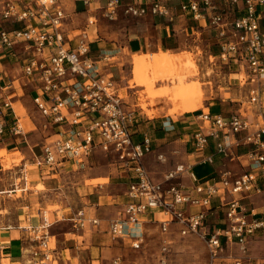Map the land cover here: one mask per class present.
<instances>
[{
    "label": "built area",
    "instance_id": "obj_1",
    "mask_svg": "<svg viewBox=\"0 0 264 264\" xmlns=\"http://www.w3.org/2000/svg\"><path fill=\"white\" fill-rule=\"evenodd\" d=\"M78 1L91 5V0ZM58 2L0 0V51L18 57L23 76L33 86L31 96L44 119L42 127L59 128V136L43 142L41 152L34 155L35 165L56 170L60 163L69 160L84 164L97 148L113 154L121 168L130 172L128 201L121 216L108 225L113 240L130 238L132 248L142 249L146 240L140 221L144 216L158 215L164 236L159 264H168L172 242L167 235L174 223L180 226L183 237L196 235L205 242L209 264H222L225 260L231 264H254L248 255L249 244L256 233L264 230V217L249 216L240 199L233 198L224 212L223 226H212L207 218L216 198L264 187L253 171L261 169L264 176V0H105L101 7V16L107 20H117L120 15L137 19L157 17L162 19L160 24L169 26L174 33L176 25H186L195 40L202 33H210L208 38L218 47L216 57L226 65V72L235 73L240 79L244 73L256 82V86L249 82V102L259 107L263 124L249 121L240 111L225 117L203 110L198 115L203 126L192 132L196 152L205 151L213 142L214 152L205 161L212 162L215 155L233 156L235 147L248 146L245 156L252 171L234 175L224 170L204 181L197 177L191 164H178L164 181L151 176L144 157L152 151V138L145 133L142 141L134 140L132 128L137 122V111L126 109L115 80L101 73L91 54L87 30L71 46L62 30L67 14ZM95 21L93 15L89 23ZM2 73L0 68V90L15 91L18 78L10 76L2 83ZM6 94L0 100V138L6 131L13 136L24 135L13 96ZM254 125L257 127L253 128ZM158 159L166 158L159 154ZM186 173L194 182L196 195L184 191L182 177ZM186 204L204 209L191 212ZM89 223L97 226L100 219L86 217L79 210L75 227L83 228ZM50 225L44 213L42 223L30 227V236L38 245L32 264L52 260ZM231 244L238 247V253L229 250ZM113 264H122V256H116Z\"/></svg>",
    "mask_w": 264,
    "mask_h": 264
},
{
    "label": "crops",
    "instance_id": "obj_2",
    "mask_svg": "<svg viewBox=\"0 0 264 264\" xmlns=\"http://www.w3.org/2000/svg\"><path fill=\"white\" fill-rule=\"evenodd\" d=\"M58 3L67 14L63 21L62 30L71 46H75L79 41L81 32L87 30L91 43V54L101 73L109 75L115 80L124 97L126 109L137 111V122L132 131L136 130L138 133L134 135V140L136 142L141 141L145 133H148L152 138V151L146 154L144 163L154 179L164 181L167 173L174 170L178 164H191L194 173L200 180L207 179L224 170H230L234 175L252 171L245 156L248 146L235 147L236 154L233 156L215 155L212 162L204 160L207 155L214 152L212 141L203 152H196L193 148L192 132L203 126L198 119L199 113L205 110L229 117L232 112L240 111L245 115V102L241 96L228 98L223 94L224 91H220L218 94H214L212 91L208 93V90L205 91L202 87L204 91L203 100L206 102L205 107L183 114L170 113L173 107V102L170 99L154 97L148 108L149 111H153V115L149 116L138 102L139 98L135 95L136 92L129 91L131 88L129 85L123 87L120 84L117 71H115L117 69L115 58L120 51L116 48L107 49L106 41L111 37L97 31V12L101 13V7L105 4V0H91L90 6H85L83 2L78 0H59ZM93 4H97L95 8L92 7ZM93 15H96V21L90 24L89 20ZM160 21L162 19L150 17L143 20L138 19L137 23L133 22L130 27H127V30L137 29L138 34L127 38L123 48H127L129 53H137L154 50L159 47V44H162L163 47L178 44L180 39L177 36H179L180 25L175 26L177 32L174 33V30H171L169 26L160 24ZM17 60L18 57L15 54L0 51V68L3 70L4 80L2 83H6L10 76L19 80L14 83L15 91L12 88L13 91L11 89H7L8 91L5 92L0 90V100L2 99L1 96L8 93V95L13 96V107L17 113L21 109L25 110L23 113H18L25 132L24 135L13 136L6 131L0 138V264H32L38 245L30 236V227L42 223L43 208L49 202L57 206L50 211L49 217L46 215L48 212H45L51 223L50 246L52 248V260L47 264H55V262L57 264H112V258L115 257L116 251H121L118 244L123 243L126 248L131 246L132 242L130 238L115 241L108 232L110 220L121 216L124 204L128 201L126 192L130 172L121 168L113 154H107L99 148L95 149L84 164L69 160L60 163L56 170L36 167L33 162L34 155L41 152L42 143L53 139V137H58L60 133H57L59 129L57 127H49L48 129L42 127L44 119L36 110L31 96L33 86L23 76ZM121 66L118 67L121 68ZM233 74L237 76V74ZM220 88L226 89L222 85L218 87V89ZM259 110V107L255 105L257 117H255L254 122H258L257 125L261 124L258 117L260 115ZM169 125L174 128L170 130ZM65 127L68 128V126ZM174 135L178 136L173 137ZM10 151L16 152L17 155L18 152L23 154V161L17 165L19 168L16 166L17 169L14 171L6 169L3 163L2 155H6V152L9 153ZM98 154L103 155L102 157H114L116 165L114 173H107L105 166L101 167L95 164L100 158ZM159 154L165 156V161L158 159ZM87 165H90L88 171L83 170V177L87 176V178L82 179L83 177L80 175L82 172L78 170L80 168L87 169ZM253 171L259 175L261 180L264 179L261 169ZM28 178L34 185L42 182L46 189L32 191L28 187L22 188L28 183ZM93 179L108 180L89 183ZM182 184L185 192L196 195L194 182L187 173L182 177ZM7 186L10 188H5ZM19 190L23 191L22 196L15 199L7 198L6 195H17ZM233 198L240 199L243 211L249 216L257 214L264 217L263 187L260 191L228 194L222 198H216L208 210L207 219L210 225H224V212L227 209V204ZM186 207L191 212L204 209L203 206L190 204H186ZM79 210H83L86 217L99 218L100 224L95 226L89 223L83 228H76L74 219ZM158 217V215L144 216L140 221V227L146 240L145 246L153 235L159 240L160 248H162L164 236L160 230V222L156 219ZM23 223L28 224L23 225ZM179 230L180 226L174 223L171 225V232L167 235V238L172 242L168 264L171 263L177 239L183 238ZM185 237L194 239V241L199 239V244L202 242L205 244L196 235ZM260 238H264V230H260L250 240L248 255L251 259L253 256H257L255 255V248L258 247V243L262 242V240L259 241ZM229 250L234 253L239 252L238 247L234 244L229 245ZM158 259L159 257L157 264H159ZM207 264H209V260ZM222 264H231V261L225 260Z\"/></svg>",
    "mask_w": 264,
    "mask_h": 264
},
{
    "label": "rangeland",
    "instance_id": "obj_3",
    "mask_svg": "<svg viewBox=\"0 0 264 264\" xmlns=\"http://www.w3.org/2000/svg\"><path fill=\"white\" fill-rule=\"evenodd\" d=\"M96 5L93 4L92 7L95 8ZM97 14V31L103 32L111 37L106 41L107 49L116 48L120 51L115 58L117 63V69L115 71H117V77H119L121 86L125 87L129 85L131 87L129 91L136 92L135 95L139 98L138 102L149 116L153 115V111H149L148 108L152 104L154 97L170 99L173 102V107L170 110L171 114H183L205 107L206 102L203 100L204 88L205 91L208 90V93L212 91L214 94L224 91L223 94L228 98L241 96L243 102H245V116L249 121H255V117H257L255 105L253 106L248 102L249 82H252L251 77L243 73L240 79L236 75H229L226 72V65L220 63L216 57L218 47L213 45L212 41L209 40L210 33L207 35L202 33L199 39L195 40V35L190 36L191 34H188V32L191 33L188 31V27L186 25H180V30L178 31L179 36H177L180 41L176 45H171L173 47H163L162 44H159V47H156L154 50H149V52L129 53L127 48H123L124 42L127 38L134 37L138 34V30L133 28L129 31L127 27H130L133 22L137 23L138 19L120 15L117 20H107L101 16V13L99 14V11ZM120 65H122V69L118 67ZM220 85L222 87L225 86L226 89H218ZM225 91L227 92L226 94ZM24 111V109H21L18 113L20 114ZM258 117L260 123L263 124V119L260 115ZM256 127L257 125L253 126V128ZM176 136L178 135H174L173 137ZM98 155L100 158L97 159L99 161L95 164L101 167L105 166L107 173H114L116 171L114 157H102L103 155ZM11 156L13 157L11 158ZM2 157L6 169H11L12 171L16 170L17 165H20L23 161V154L20 152H18V155L16 152H6V155H2ZM89 166L87 165V169L80 168L78 170L82 172L80 174L82 177L83 170L88 171ZM86 178L87 176H84L82 179ZM27 180L28 183L23 185L22 188L28 187L32 191H43L46 189L42 182L34 185L29 178ZM107 180L93 179L89 183ZM5 188L10 187L7 186ZM22 194L23 191L19 190L17 195L11 194L10 196H6L7 198L15 199L22 196ZM55 206L57 205H52L49 202L43 208V212H48L46 215L49 217L50 211ZM27 224L23 223V225ZM198 240L195 239L194 241V239L191 240L187 237L177 239L170 264H207L208 254L206 245L203 242L199 244ZM260 240L262 242L258 243V247L255 248V255L257 256L252 257L254 264H264V238H260ZM118 245L121 251L117 250L114 256H122V264H157L161 244L153 235L147 245L142 249H134L131 246L125 248L123 243H119ZM55 264L57 263L55 262Z\"/></svg>",
    "mask_w": 264,
    "mask_h": 264
},
{
    "label": "trees",
    "instance_id": "obj_4",
    "mask_svg": "<svg viewBox=\"0 0 264 264\" xmlns=\"http://www.w3.org/2000/svg\"><path fill=\"white\" fill-rule=\"evenodd\" d=\"M216 47H217V46H216ZM218 52H219V50H218ZM218 52H217V54H218ZM217 54H216V55H217ZM133 129H135V128H133ZM137 133H138V131H136V130L134 131V130H133V135H135V134H137ZM141 141H142V140H141ZM139 142H140V141H139ZM204 180H205V179H204ZM204 180H203V181H204ZM259 181H260L261 184L264 183V179L261 180V178H259ZM258 216H259V215H258Z\"/></svg>",
    "mask_w": 264,
    "mask_h": 264
},
{
    "label": "bare ground",
    "instance_id": "obj_5",
    "mask_svg": "<svg viewBox=\"0 0 264 264\" xmlns=\"http://www.w3.org/2000/svg\"><path fill=\"white\" fill-rule=\"evenodd\" d=\"M252 83L254 84V86H256V82H255V81H253ZM10 152H11V151H10ZM10 152H9V153H10ZM12 155L14 156V154H12ZM13 156H11V158H12ZM30 165H31V164H30ZM26 166H27V165H26ZM36 167H37V166H36ZM41 185H42V184H41ZM46 218H48V217L46 216Z\"/></svg>",
    "mask_w": 264,
    "mask_h": 264
}]
</instances>
